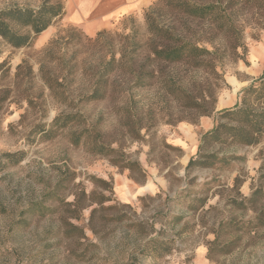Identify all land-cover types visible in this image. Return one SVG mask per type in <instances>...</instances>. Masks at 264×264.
Wrapping results in <instances>:
<instances>
[{"label": "rangeland", "instance_id": "1", "mask_svg": "<svg viewBox=\"0 0 264 264\" xmlns=\"http://www.w3.org/2000/svg\"><path fill=\"white\" fill-rule=\"evenodd\" d=\"M41 1L0 0V10L35 8ZM142 14L131 15L141 30ZM123 18L106 31H119ZM237 27L244 48L238 50L242 59L226 58L216 68L219 78L178 70V84L192 97L207 90L212 93V129L216 114L233 108L242 90L264 71V10L242 11ZM69 28L87 36L67 24L64 17L40 34L30 48L1 47L0 264H264V226L252 232L239 229L254 221L263 203L243 202V207L233 203L264 189L260 179L264 140L253 147L209 143L199 154L200 138L206 133L199 128L202 117L184 111L158 89L136 96L133 110L148 120L143 123L146 129L140 131L142 140L123 136L126 114H115L106 103L80 111L87 123L100 131L101 141L119 148V156L139 164L141 171L131 173L114 165L111 156L94 155L83 145L72 146L68 131L51 140L41 138L39 128L47 129L52 119L65 111L44 90L39 76L41 52ZM224 44L221 40L217 45ZM76 50L70 47V52ZM23 61L34 78L15 85L16 67ZM231 78H247L250 83L236 89ZM24 94L31 95L38 105L28 106ZM223 95L236 97L237 102L217 110ZM14 153L22 156L17 163L3 157ZM202 154L225 160L205 159L213 165L187 173L188 162ZM75 196L80 208L72 213L74 207L69 205ZM193 198L203 200L202 206L195 202L197 209L190 207ZM39 202L50 209L43 210V216L31 213L32 204ZM262 220L264 223V217ZM66 221L81 228L83 235L73 232L65 236ZM135 223L142 224L143 232L133 227ZM149 239L170 241V254L162 259L146 255L143 246Z\"/></svg>", "mask_w": 264, "mask_h": 264}, {"label": "trees", "instance_id": "2", "mask_svg": "<svg viewBox=\"0 0 264 264\" xmlns=\"http://www.w3.org/2000/svg\"><path fill=\"white\" fill-rule=\"evenodd\" d=\"M248 9L264 10V0H157L143 11L142 30L136 19L128 16L121 20L119 31L102 30L93 38L81 36L72 28L63 31L64 35L58 34L41 52L43 62L39 76L48 97L65 111L56 115L47 129L39 128L41 138L51 140L68 131L72 146L83 145L94 155L111 156L114 165L131 173L141 171L139 164L119 156V148L101 141L102 134L87 123L81 108L106 103L115 114L125 113L123 136L131 141L143 139L140 131L146 129L143 123L148 121L133 110L138 93L158 89L184 111L195 112L201 117L211 116L214 113L212 93L207 90L192 97L178 84V70L205 72L219 78L216 68L226 58L242 59L238 50L244 48L237 18ZM64 17L63 0H42L35 8L13 6L0 10V54L3 46L13 50L30 48L40 34ZM221 40L225 41L224 46L217 45ZM71 46L77 50L70 52ZM2 66L3 63L0 69ZM33 78V71L25 61L16 67L15 85L31 82ZM24 95L28 106L38 105L31 95ZM214 120V128L200 138L199 154L209 143L253 147L264 140V71L259 79L242 90L233 108L218 112ZM3 157L9 161L15 159L17 163L22 156L14 153ZM208 158L225 160L215 154H202L199 159L188 162L186 172L195 167L212 166L213 163L206 162ZM260 179L264 181V173ZM259 200L263 204L254 221L241 224L239 229L252 232L264 226V189H257L240 203L233 202L243 207V202L252 205ZM195 202L202 206L203 200L193 198L190 207L197 209L192 204ZM79 203L75 196L73 204H68L74 207L72 213L79 211ZM102 203L99 201L97 205ZM45 209L50 211L43 208L41 202L34 203L31 213L43 216ZM95 212L94 209L92 214ZM64 225L65 236L73 232L83 235L81 228L67 221ZM223 226L220 224L221 228ZM133 227L143 232L141 223ZM215 236L216 241V232ZM169 244L168 240L149 239L143 250L154 259H162L170 254Z\"/></svg>", "mask_w": 264, "mask_h": 264}, {"label": "crops", "instance_id": "3", "mask_svg": "<svg viewBox=\"0 0 264 264\" xmlns=\"http://www.w3.org/2000/svg\"><path fill=\"white\" fill-rule=\"evenodd\" d=\"M157 0H63L65 6V22L79 28L87 36L92 37L97 32L110 29L122 17L140 15ZM236 89L247 86L250 81L243 78L238 81L231 78ZM236 97L223 95L218 102L217 110H222L236 104ZM213 127V119L202 117L199 128L208 132Z\"/></svg>", "mask_w": 264, "mask_h": 264}]
</instances>
